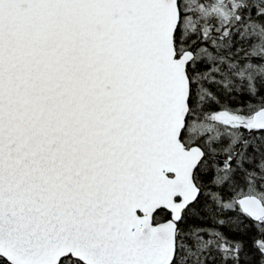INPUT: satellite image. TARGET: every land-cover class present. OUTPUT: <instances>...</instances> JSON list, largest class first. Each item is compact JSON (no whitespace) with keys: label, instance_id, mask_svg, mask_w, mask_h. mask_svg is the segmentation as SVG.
<instances>
[{"label":"snow or ice","instance_id":"snow-or-ice-1","mask_svg":"<svg viewBox=\"0 0 264 264\" xmlns=\"http://www.w3.org/2000/svg\"><path fill=\"white\" fill-rule=\"evenodd\" d=\"M0 264H264V0H0Z\"/></svg>","mask_w":264,"mask_h":264}]
</instances>
